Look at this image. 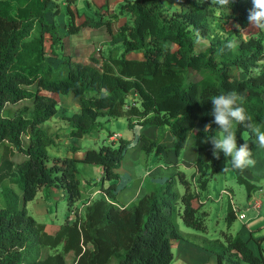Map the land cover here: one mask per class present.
Segmentation results:
<instances>
[{"label": "trees", "instance_id": "trees-1", "mask_svg": "<svg viewBox=\"0 0 264 264\" xmlns=\"http://www.w3.org/2000/svg\"><path fill=\"white\" fill-rule=\"evenodd\" d=\"M67 1L64 31L69 35L85 27L112 32V24L126 17L114 34L115 47L78 61L65 52L60 24L48 20V14L60 16L58 3L0 0V145L1 158L5 157L0 186L7 178L17 185L2 188L0 264H68L72 252L75 264H172L174 241L186 239L177 217L198 232L208 231L204 202L199 206L194 202L208 189L224 158L221 153L217 159L211 143L205 142V137L219 132L210 115L213 96L235 91L243 98L252 127H237L238 146L247 143L257 158L252 129L264 130V31L236 41L239 27L250 25L252 0L225 6L216 0H174L169 7L166 0H125L111 18L82 16L74 7L76 0ZM229 21L237 28L227 29ZM204 40L210 45L199 52L196 46ZM229 40L236 42L235 48L226 47ZM53 94H73L79 112L60 113ZM59 114L68 121V137L75 141L99 131L102 118H125L132 129L165 127L175 137L172 149L144 134L138 138L147 152L171 150L177 156L195 130V171L191 176L177 171L163 184L151 186L138 201L120 206L119 168L132 142L119 136L112 144L86 149L82 156V149L71 145L72 155L53 157L49 148L60 135L50 134L45 125ZM198 124L203 128L196 130ZM16 154L22 156L17 163ZM81 163L103 169L101 180H88L85 189ZM234 170L254 195L260 187L247 178V168ZM179 183L185 187L182 195L176 189ZM88 184L100 185L104 196L80 205ZM44 187L63 189L67 195L71 216L55 234L28 210V203ZM237 218L231 204L229 226ZM259 230L248 235L241 230L223 232L222 238H204L201 246L216 256L218 264H264V234Z\"/></svg>", "mask_w": 264, "mask_h": 264}, {"label": "rangeland", "instance_id": "rangeland-1", "mask_svg": "<svg viewBox=\"0 0 264 264\" xmlns=\"http://www.w3.org/2000/svg\"><path fill=\"white\" fill-rule=\"evenodd\" d=\"M56 3L60 5L61 8V14L59 17L54 18L56 16L48 14V20L51 22H57L60 24L59 26V33L62 35V39L64 41V44L66 46V51L68 54L73 53L75 56V59L78 61H89L90 57L92 55H100L101 49L107 48V47H115L116 45V39L114 38V34L117 33L119 26L123 23L124 20L116 21L112 24V32L108 31L107 28L103 27L101 29H95L91 27H85L84 31L78 34L69 35L66 31H64V23L67 21V0H54ZM76 0L74 7L78 10V12L84 16H95L96 14L99 15H106L108 18H111V14L113 12H110L107 9H103L102 3L104 1L100 0ZM98 2V3H97ZM171 4H175L174 0H166L164 3L165 7H169ZM177 5V4H176ZM95 11L96 12L95 14ZM81 18H78L80 20ZM80 23V22H79ZM237 23L229 21L226 23L227 29H233L237 28ZM264 29H258L251 24L247 28H240L239 27V37L236 38V41L239 42L241 39H248L251 35H259ZM50 43L47 44L48 52H50ZM209 41L204 40L198 42L196 49L199 52H205L207 48L209 47ZM62 48H60V51ZM49 58L52 56L50 54ZM53 64H57L55 58H51ZM54 96L60 101V111L62 113L66 112H73L76 108V103L71 97H67L64 94H54ZM23 105V104H21ZM17 107V106H16ZM15 109V108H13ZM102 127L99 131L94 132V136L91 138L84 137L81 141V146L84 147V150L88 148H94L99 149L103 145H109L112 144V141H110V133H121L123 138L126 140H130L132 142V148L128 150V152L125 155V158L123 160L122 166L119 168L121 171H126L128 167L126 165L129 163V160H127L128 155L131 151L136 150L139 146L138 144L143 142L139 138H137V132L136 129H132L129 127L128 121L125 118H119V119H108V118H102ZM149 126V125H148ZM58 127L56 122H53L52 124H49L45 126V128L52 132L53 130ZM65 137V135H63ZM193 140L189 142V145H193ZM143 148V147H142ZM187 148L185 147L182 150V155L180 157V165L178 166H172L171 168L167 167H161L159 166L160 163L163 164V166L169 165L166 161V157L163 156V154H159L157 150H152L150 152H147L143 149V153L145 156V159L143 161V165L145 167V170L148 169H156L160 168L164 171L165 177L172 176L173 174L177 173V171H183L186 172L188 176H191L192 172L195 171V167L188 168L185 166L182 162V159L185 160V150ZM56 149L54 147L49 148L50 154L55 156H61L58 152L55 151ZM3 154V146L0 145V163L5 159L1 158ZM64 155V154H63ZM136 155V153L134 154ZM8 158V157H7ZM159 158V159H158ZM22 156L19 154H16L14 156L13 160L15 163L21 161ZM230 158H224L222 159L220 163V170L215 173L208 185V189L202 191L201 198L204 202V205L202 206V210H205L208 212L206 225L208 227V231L206 233L198 232L190 227H187L182 220L177 217V220L180 224L181 230L186 234V240H188L192 244H199L203 243L204 238L208 239H215V238H222L223 232L227 233H233L236 234L240 230L242 231V228L244 227L243 223L249 221L251 217L255 218L250 225H252V228L255 230L260 229V234H264V148L260 147L257 143V158L255 161V165L252 167L247 168L246 176L247 178L254 183L255 185L259 186L260 188L255 192L256 196L259 198L258 203L262 206L260 209H255L252 205L254 204V195L250 196L248 187L245 184H241L236 176L234 168L231 167L230 163H227V160ZM1 165V164H0ZM158 165V166H157ZM81 172H80V178L82 180V188L85 189L87 185V180L96 181L100 179V166L95 164H80ZM167 168V169H166ZM120 171V177L117 180L118 183V195L121 189L125 188L127 186V182L125 179L124 173ZM151 172L148 170L146 171V174L144 177L148 178L146 181L145 186H148V190L151 187L149 185V182L151 180ZM131 182V181H130ZM8 184H12L14 188H17L16 183H13V181H10L8 178L4 181V183L0 186V206L3 205V194H2V188ZM108 183L106 182V185ZM56 189V188H54ZM176 189L179 190L181 195L185 191V187L183 184L179 183L176 186ZM46 188H43L42 191L39 192V198H36L28 203V210L29 213L32 214L39 222L46 223V224H57L60 225L66 221V219L71 216L68 201H67V195L65 192H59L56 190H49L50 193L53 191L58 193L54 197L53 194L47 193ZM225 190H231L233 193V200L238 208L237 219L233 222L231 226H229L228 221L226 220V216L229 211V207L231 204V198L229 194L225 193ZM22 189L20 188V191L18 193H21ZM42 196H45V199H47V208H44V211H40L37 209L39 206L41 207V199ZM119 201V197H118ZM199 206L200 202L197 203ZM74 216V214H72ZM187 231L191 234L188 235ZM76 262V255L72 252L67 255V263L68 264H75Z\"/></svg>", "mask_w": 264, "mask_h": 264}, {"label": "crops", "instance_id": "crops-1", "mask_svg": "<svg viewBox=\"0 0 264 264\" xmlns=\"http://www.w3.org/2000/svg\"><path fill=\"white\" fill-rule=\"evenodd\" d=\"M100 1V0H99ZM98 1V2H99ZM104 1V3H102V7L103 9H107L110 12H115V10L117 9V7L122 4L125 0H102ZM97 2V3H98ZM98 11H95V14ZM119 20H124L123 23L126 21V17H121ZM118 20V21H119ZM116 22V21H115ZM103 28V27H102ZM95 29H101V28H95ZM84 31V28L82 29V32ZM104 49V48H103ZM65 52L68 53L66 51V46H65ZM73 54V53H71ZM54 95V94H53ZM67 97H71L75 103H76V108L75 110H73V112L70 113L66 112L65 114L67 115H72L75 112H79L80 110V104L78 102V100L73 96V94H68L65 95ZM60 103V101H59ZM60 113H62L60 111ZM53 122H56L58 127H56L55 130H53L52 132H49L50 134H59V139H57L56 145L54 146V148L56 149L55 151L58 152L59 154H61V156L64 155H72L71 153H69V148L71 145H77L82 149V152L79 154V156H82L84 154V147L81 146V140H73L70 139V137H68V134L71 130V127L69 126V124L67 123L68 121H65L64 119L60 118V114L56 117H54L52 120L48 121L46 123V125L52 124ZM45 125V126H46ZM203 128L202 124H198L197 129H201ZM137 132V138L141 135L144 134L146 137L167 146L168 148H173L174 147V143H175V137L173 136L172 133H170L165 127L162 126H156V125H146V126H141L139 125L136 129ZM194 133L195 130L190 132V134L188 135L185 147L187 148L185 150V160L182 159V162L185 166H187L188 168L190 167H195V161L197 158V147H196V143H195V138H194ZM113 133H110V136ZM118 134L120 137H123L121 133H116ZM63 135H65V137H63ZM94 136V132L91 133L90 135L86 136L88 138H91ZM193 140V145H189V142ZM110 141H113V139L110 137ZM118 141V139H117ZM116 141V142H117ZM143 143L138 144V148L136 150H133L129 153L127 160H129V163L126 165V167H128L126 169V171H121L119 169V173L120 171L122 173H124L125 175V179L127 182V186L123 189L120 190L119 192V205L120 206H129L132 203L138 201L140 198H142L143 196H145L148 193V186L146 187V181L148 178L144 177L146 174V171H150L151 172V180L149 182V185L151 186H155V185H160L163 184L170 176L165 177V173L162 169L160 168H156V169H148L145 170V167L143 165V161L145 159L144 153H143ZM184 147V148H185ZM183 148V149H184ZM136 153V155H134ZM64 154V155H63ZM161 154V153H159ZM164 157H166V161L169 165L163 166V164L160 163L159 166L161 167H167V168H171L172 166H178L180 165V157L182 155V153L180 155H176L173 151H166L162 153ZM159 159V158H158ZM172 164H171V163ZM123 164V162H122ZM96 165V164H95ZM122 166V165H121ZM158 166V165H157ZM101 168V167H99ZM166 168V169H167ZM100 179L103 176V169L101 168L100 170ZM88 181V180H87ZM131 181V182H130ZM91 186V185H90ZM47 190V193L49 194H53L54 197H57L56 195L58 193L56 192H52L50 193L49 190H56L59 192H65L66 191L63 189H59L56 187H44ZM56 188V189H54ZM43 189V188H42ZM42 189L40 191H42ZM39 191V192H40ZM231 191V190H229ZM104 191L101 190L100 185L96 186H91L89 187V184L86 188L85 191V195H84V200L82 201V203H78L80 205H83V202L89 199H95L97 197H101L104 196ZM256 193H254V204L252 205L253 207L256 205V202L259 200V198L255 195ZM36 198H39V193L37 195ZM41 199V207L39 206L37 209H39L40 211H44V208H47V199H45V196H42ZM202 198L200 197L199 200H196L194 202V204L197 206L198 202H201ZM203 202V201H202ZM261 206H262V202H261ZM256 209V208H255ZM255 218L251 217L247 222H244L243 225L244 227L242 228L243 233H245L246 235H248V233H250L251 231H254L255 229L252 228L251 222L254 220ZM46 224V223H45ZM60 225L57 224H46V229L48 232L55 234L59 228ZM260 231H258V234H260ZM187 234L190 235L191 233L187 231ZM261 235V234H260ZM263 235V234H262ZM173 251L175 254V259L174 262L172 264H218L217 262V258L216 256L210 252L209 250L203 248V246L199 245V244H192L190 243L188 240H180V241H174L173 243Z\"/></svg>", "mask_w": 264, "mask_h": 264}, {"label": "clouds", "instance_id": "clouds-1", "mask_svg": "<svg viewBox=\"0 0 264 264\" xmlns=\"http://www.w3.org/2000/svg\"><path fill=\"white\" fill-rule=\"evenodd\" d=\"M216 2L220 6H225L232 5L234 0H216ZM252 5L249 10V23L258 29H264V0H252ZM226 47L235 48L236 42L229 40ZM211 103L210 115L214 117L213 123L218 126L219 132L205 137V142H210L213 146V155L219 159L223 153L225 158H230L227 163H230L231 167L237 170L243 171L254 166L255 160L249 145L244 143L238 146L237 140L238 126L252 127L250 123L252 117L243 105V98L239 93L231 91L213 96ZM210 127L211 125H208L204 130H209ZM252 130L256 136V142L264 148V130L260 128H253ZM113 135L114 133L111 136L112 139Z\"/></svg>", "mask_w": 264, "mask_h": 264}, {"label": "built area", "instance_id": "built-area-1", "mask_svg": "<svg viewBox=\"0 0 264 264\" xmlns=\"http://www.w3.org/2000/svg\"><path fill=\"white\" fill-rule=\"evenodd\" d=\"M119 135L118 134H114L113 135V139H116ZM225 193L229 194L230 198H231V202L233 203L234 209L236 211V213L238 212V208L236 207L234 200H233V193L229 190H225ZM255 208L257 207V209L261 208V204L258 203V201L256 202V205L254 206Z\"/></svg>", "mask_w": 264, "mask_h": 264}]
</instances>
